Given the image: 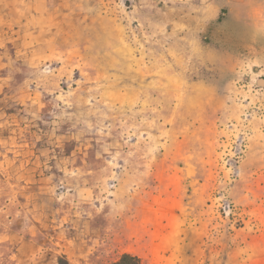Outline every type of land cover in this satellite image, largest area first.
Here are the masks:
<instances>
[{
	"label": "rangeland",
	"instance_id": "obj_1",
	"mask_svg": "<svg viewBox=\"0 0 264 264\" xmlns=\"http://www.w3.org/2000/svg\"><path fill=\"white\" fill-rule=\"evenodd\" d=\"M264 264V0H0V264Z\"/></svg>",
	"mask_w": 264,
	"mask_h": 264
},
{
	"label": "trees",
	"instance_id": "obj_2",
	"mask_svg": "<svg viewBox=\"0 0 264 264\" xmlns=\"http://www.w3.org/2000/svg\"><path fill=\"white\" fill-rule=\"evenodd\" d=\"M57 264H69V262L65 255H61L58 257ZM109 264H141V259L136 254L124 252L118 259L110 262Z\"/></svg>",
	"mask_w": 264,
	"mask_h": 264
}]
</instances>
